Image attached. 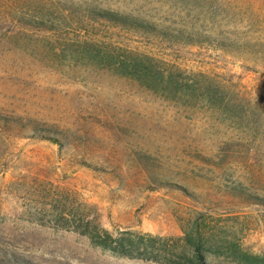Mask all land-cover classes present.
<instances>
[{
    "label": "rangeland",
    "instance_id": "1",
    "mask_svg": "<svg viewBox=\"0 0 264 264\" xmlns=\"http://www.w3.org/2000/svg\"><path fill=\"white\" fill-rule=\"evenodd\" d=\"M93 7L165 33L94 20ZM42 12L55 30L23 23ZM99 48L205 77L222 99L158 95L100 66ZM0 111L70 135L0 131V264H161L93 245L71 208L167 247L203 223L209 264H264V207L229 193L264 198V0H0Z\"/></svg>",
    "mask_w": 264,
    "mask_h": 264
},
{
    "label": "trees",
    "instance_id": "2",
    "mask_svg": "<svg viewBox=\"0 0 264 264\" xmlns=\"http://www.w3.org/2000/svg\"><path fill=\"white\" fill-rule=\"evenodd\" d=\"M88 11V15L94 20L108 21L138 35L162 36L165 33L164 30L158 28L155 24L139 17L123 15L98 7L90 8ZM70 16L74 18V15ZM55 20L57 18L48 16V14L42 12L38 17L23 23L30 27L53 31L57 27ZM114 51L115 53L110 54L107 53L108 51L106 53L102 52L99 48V65L110 68L114 73L122 77L139 82L142 86L158 95L177 100V94L182 93L192 96L197 93V95L207 96L211 107H214L215 99H222L219 96V91L213 84L201 81L205 77L201 79L199 78L201 77L200 75H194L191 78H179L172 71L165 72L160 67L158 60H155L153 57L143 56L123 49H116ZM183 103L187 104L188 102ZM17 130L20 132L32 130L42 135L43 139L50 140L58 145H62V139H67L70 136L67 130L53 124L0 111V131L14 135L16 134L14 131ZM164 185L173 184L168 183ZM229 193L243 199L249 204L264 207L263 197L251 194L243 187H234ZM69 213L72 222L75 223V230L78 233L87 236L93 245L118 256L154 261L161 264H209L203 245V223L195 224L192 227L193 233L186 231L183 237L172 238L174 240L172 247H167L166 244L169 239L151 234L132 233L130 231H122L114 235L111 231L101 226L98 217L92 218L86 212L83 214V210L75 208H71ZM65 219L67 220L65 222L70 224L68 222L70 220L68 218ZM249 257L259 259L258 256L254 255Z\"/></svg>",
    "mask_w": 264,
    "mask_h": 264
}]
</instances>
